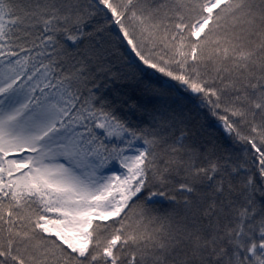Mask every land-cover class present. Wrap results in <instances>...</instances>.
<instances>
[{
  "label": "snow or ice",
  "instance_id": "obj_1",
  "mask_svg": "<svg viewBox=\"0 0 264 264\" xmlns=\"http://www.w3.org/2000/svg\"><path fill=\"white\" fill-rule=\"evenodd\" d=\"M0 264H264V0H0Z\"/></svg>",
  "mask_w": 264,
  "mask_h": 264
}]
</instances>
